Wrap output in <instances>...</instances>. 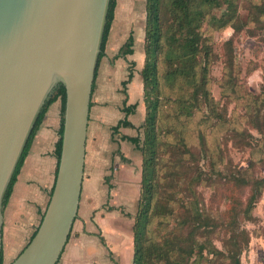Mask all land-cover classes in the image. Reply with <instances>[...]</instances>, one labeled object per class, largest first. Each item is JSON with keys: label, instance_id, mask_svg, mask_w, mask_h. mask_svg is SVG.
Listing matches in <instances>:
<instances>
[{"label": "rangeland", "instance_id": "rangeland-1", "mask_svg": "<svg viewBox=\"0 0 264 264\" xmlns=\"http://www.w3.org/2000/svg\"><path fill=\"white\" fill-rule=\"evenodd\" d=\"M218 1L215 7L199 0L193 4V12L204 17L197 22L198 52L184 60L175 15L166 0L162 6L158 154L151 168L154 199L145 240L151 249L175 248L172 264H233L238 248L242 264H264V187L248 212L254 190L241 185L243 178H264V16L255 8L264 0H233L236 16L225 28L215 21L228 18V5ZM131 2L135 26L144 34V57L141 66L129 68L143 72L148 1ZM145 94L143 88L140 108L131 115L137 129L130 134L141 144L132 143L127 151L140 183L134 224L146 158Z\"/></svg>", "mask_w": 264, "mask_h": 264}, {"label": "water", "instance_id": "water-1", "mask_svg": "<svg viewBox=\"0 0 264 264\" xmlns=\"http://www.w3.org/2000/svg\"><path fill=\"white\" fill-rule=\"evenodd\" d=\"M111 0H0V258L4 201L47 99L66 90L62 150L35 237L12 264H58L77 218Z\"/></svg>", "mask_w": 264, "mask_h": 264}, {"label": "crops", "instance_id": "crops-1", "mask_svg": "<svg viewBox=\"0 0 264 264\" xmlns=\"http://www.w3.org/2000/svg\"><path fill=\"white\" fill-rule=\"evenodd\" d=\"M127 6V11H123ZM135 8V7H134ZM131 0H117L115 18L93 88L87 135L84 181L77 218L58 264H132L134 254L132 210L139 202L135 169L127 151L135 138L113 128L125 119L124 105L139 104L143 91L140 67L143 39L135 26ZM130 36L132 53L120 57ZM131 82L124 87L129 75ZM139 107V106H138ZM140 108V107H139ZM138 108V109H139ZM61 127V102L54 103L37 132L32 148L7 206L2 231L3 264H12L41 225L56 180V144Z\"/></svg>", "mask_w": 264, "mask_h": 264}, {"label": "trees", "instance_id": "trees-1", "mask_svg": "<svg viewBox=\"0 0 264 264\" xmlns=\"http://www.w3.org/2000/svg\"><path fill=\"white\" fill-rule=\"evenodd\" d=\"M147 13H148V22H147V33H146V61L145 67L142 72L143 76V88L146 92V107H147V118L144 124L145 129V141L143 143V148L145 151L146 158L143 163V175L141 182V199H140V209L135 219V224L133 228V243H134V254H133V263L132 264H172L171 259L174 254L177 253L175 248H165V246L159 247L154 246L153 249L147 246V241L145 240V235L147 227L150 222V212L152 209V203L154 199V185H153V171L152 167L157 158V119L159 115V104H158V94L157 89L159 87V78H158V62L157 55L158 49L160 48V38H161V15H162V6L164 0H147ZM202 4H207L210 6H218V0H199ZM170 4L169 13L175 15V27L178 29L177 33L180 34L182 38V53L183 58H193L198 52L199 45V33L196 30L199 28V22L203 19L204 15L202 11L193 12V4L197 3L198 0H166ZM227 3L226 15L228 18L222 17L215 22L218 25V28H225L230 24L234 17L236 16V7L233 0H225ZM117 7V0H111L110 8L107 18L106 29L104 33L102 52L100 55L99 62L101 58L105 56V48L108 40V36L115 18V11ZM256 10L259 15L264 16V4L261 6H256ZM225 16V14H224ZM197 23V24H196ZM134 46V39L130 36L127 44L120 51V56L126 53H132V47ZM133 74L129 75L128 81L124 83L126 87L132 80ZM156 94V100H152V97ZM61 102V127L59 131V140L56 144V156L58 159L56 175L59 167V160L62 150V135L64 129V117H65V108H66V90L62 85H58L53 89L49 98L46 101V104L37 120L35 128L30 136V139L27 143V146L23 152V155L19 161L11 184L7 190L4 208L7 206L10 197L13 192V188L17 182V178L21 172V169L25 163L26 158L28 157L30 150L32 148L33 141L37 135V132L40 130L45 117L49 111V108L56 102ZM128 101H125L124 105V114L125 119L120 121L116 127L113 128L115 133H118L121 128H131L136 129L135 126L129 121V116L135 114L138 104L127 105ZM135 145L140 146L141 139L140 137L136 138H126ZM242 186H252L254 190L252 198L249 200L247 211L251 212L253 209L252 206L255 205L256 200L260 196V190L264 187V178L260 181L252 182L251 180L241 179ZM53 192V191H52ZM43 219V218H42ZM38 231V230H37ZM36 231V233H37ZM35 233V235H36ZM33 236V238L35 237ZM32 238V239H33ZM242 250L237 249V256L233 260V264H242L240 260V255ZM152 255H155V258H158L157 262H154ZM3 254H1L0 264H3Z\"/></svg>", "mask_w": 264, "mask_h": 264}]
</instances>
